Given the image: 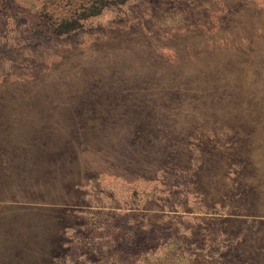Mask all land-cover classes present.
Returning <instances> with one entry per match:
<instances>
[{"label": "rangeland", "instance_id": "374dc122", "mask_svg": "<svg viewBox=\"0 0 264 264\" xmlns=\"http://www.w3.org/2000/svg\"><path fill=\"white\" fill-rule=\"evenodd\" d=\"M80 2L0 0V264H264V0Z\"/></svg>", "mask_w": 264, "mask_h": 264}, {"label": "crops", "instance_id": "0c3cea01", "mask_svg": "<svg viewBox=\"0 0 264 264\" xmlns=\"http://www.w3.org/2000/svg\"><path fill=\"white\" fill-rule=\"evenodd\" d=\"M19 145H21L22 149H23V152L20 153L19 152ZM39 145H44L43 142H38L37 144L33 145H27V144H17L15 145L14 147V150L17 151V154H19L20 156V160H23V161H26V160H29V159H34L33 157H35L37 162H45L47 160H52V156L51 154H49L50 151H53L52 150V147H50L49 145L47 146L48 149L50 151L46 152L44 155H37L38 152H39ZM33 147H35V149H33ZM27 157H31V158H27ZM62 157H67L66 155L62 156ZM71 189V187H70ZM41 202H34V206L36 207H42L44 208L46 211H50L52 209H64L63 211L66 212L68 211V203L66 201H63L61 202V200H56V197L52 198V197H48V195H44V197L41 198ZM56 219L55 216H51L46 219V221H43V225L42 223L40 222L39 224H36L35 226H37V229H38V233L36 231V234L33 235V237H35V241L36 243L38 244L36 246V249H37V256L38 258H40L41 260H49L51 258V256H54L56 255L57 253H55L56 251V246L59 245V242H61V240H55V230H56V224L53 223L52 220ZM26 227V226H25ZM20 232H23L21 230H19ZM29 232H26V234H28ZM39 234H44V241L42 243H39L37 240H36V235H39ZM32 237V238H33ZM20 238H25V237H19L18 239ZM31 238V237H29ZM17 239V240H18ZM20 241V240H19ZM12 247L14 250L16 251H22V249L19 247V246H15L14 243L16 245L19 244V242H16L15 240H12ZM20 243H24L22 241H20ZM18 248V249H17ZM36 256V257H37Z\"/></svg>", "mask_w": 264, "mask_h": 264}, {"label": "trees", "instance_id": "16d2710c", "mask_svg": "<svg viewBox=\"0 0 264 264\" xmlns=\"http://www.w3.org/2000/svg\"><path fill=\"white\" fill-rule=\"evenodd\" d=\"M126 0H82L78 4V13L71 15H63L60 18L51 20V22H39V32H49L52 35H61L67 33L78 26H80L81 21L98 14L102 9L109 5H120Z\"/></svg>", "mask_w": 264, "mask_h": 264}]
</instances>
